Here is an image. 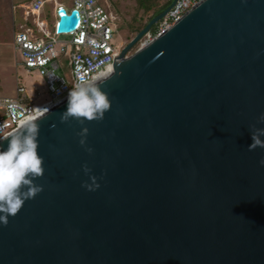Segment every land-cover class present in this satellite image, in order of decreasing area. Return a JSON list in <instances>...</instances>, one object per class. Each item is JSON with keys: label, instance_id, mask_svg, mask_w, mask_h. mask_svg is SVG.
Listing matches in <instances>:
<instances>
[{"label": "water", "instance_id": "water-1", "mask_svg": "<svg viewBox=\"0 0 264 264\" xmlns=\"http://www.w3.org/2000/svg\"><path fill=\"white\" fill-rule=\"evenodd\" d=\"M101 88L102 121L63 122L68 102L37 121L43 191L0 223V264H264V0L203 1Z\"/></svg>", "mask_w": 264, "mask_h": 264}, {"label": "built area", "instance_id": "built-area-1", "mask_svg": "<svg viewBox=\"0 0 264 264\" xmlns=\"http://www.w3.org/2000/svg\"><path fill=\"white\" fill-rule=\"evenodd\" d=\"M203 1L177 0L157 24L156 32L144 36L141 48ZM64 4L72 5V10L68 11ZM18 7L22 12L16 20L13 47L26 73L37 74L44 80L45 91L41 93L37 87L28 90L18 85L15 97H0V131L8 133L15 132L22 119L35 117L37 108H47L48 114L68 102V93L78 76L91 78L109 64L115 72V66L130 55L127 53L121 58L125 47L114 42L119 27L110 0H30ZM61 9H65L68 16L73 11L79 12L75 31H58ZM66 68L68 73L61 75V70ZM44 96L46 100L42 101Z\"/></svg>", "mask_w": 264, "mask_h": 264}, {"label": "clouds", "instance_id": "clouds-1", "mask_svg": "<svg viewBox=\"0 0 264 264\" xmlns=\"http://www.w3.org/2000/svg\"><path fill=\"white\" fill-rule=\"evenodd\" d=\"M114 75L112 65H108L102 71L97 72L91 78L78 76L77 82L68 93L67 110L62 114V121L76 119L81 125L85 122L102 121L105 118L112 103L107 92L102 90L101 84ZM49 110L38 109L35 117L24 118L18 125L15 132L0 131V140H8L6 150H0V223L5 226L9 222V216L15 217L22 209L25 202L35 197L43 191V186L35 181L45 174L44 159L38 154L40 125L37 123ZM259 123H264V113L258 119ZM253 143L249 146V151L257 147L264 148V128L252 126ZM89 129L83 127L78 133L82 137L81 145L86 144ZM91 153L92 148H87ZM264 166V159L260 160ZM86 174L91 172L87 165H84ZM91 183L85 182L82 186L89 191H95L100 187L97 177H90Z\"/></svg>", "mask_w": 264, "mask_h": 264}, {"label": "rangeland", "instance_id": "rangeland-1", "mask_svg": "<svg viewBox=\"0 0 264 264\" xmlns=\"http://www.w3.org/2000/svg\"><path fill=\"white\" fill-rule=\"evenodd\" d=\"M28 1L30 0H0V96L15 97L18 85H22L28 90L37 87L41 93L45 91L44 80L37 74L26 73V70L20 66V58L13 47L16 20L22 12L18 6ZM110 4H116L114 8L117 10L115 14L118 17L119 29L114 42L116 45L123 44L126 47L133 38L128 24L136 14V2L135 0H110ZM64 6L68 11L73 8L72 5L64 4ZM144 39L143 37L130 50V55L141 48ZM67 69L61 70L60 74L68 73ZM41 99L42 101L46 100V96Z\"/></svg>", "mask_w": 264, "mask_h": 264}, {"label": "trees", "instance_id": "trees-1", "mask_svg": "<svg viewBox=\"0 0 264 264\" xmlns=\"http://www.w3.org/2000/svg\"><path fill=\"white\" fill-rule=\"evenodd\" d=\"M135 2L136 14L128 24L129 29L133 34L132 40L146 27V25L152 19L160 15L164 10L171 6L174 0H135ZM112 5L115 12H117L116 8H114V5L116 4ZM156 29L157 25L152 28L151 32L155 33Z\"/></svg>", "mask_w": 264, "mask_h": 264}, {"label": "crops", "instance_id": "crops-1", "mask_svg": "<svg viewBox=\"0 0 264 264\" xmlns=\"http://www.w3.org/2000/svg\"><path fill=\"white\" fill-rule=\"evenodd\" d=\"M0 88H1V86H0ZM0 97H5V96H0ZM7 97V96H6Z\"/></svg>", "mask_w": 264, "mask_h": 264}]
</instances>
